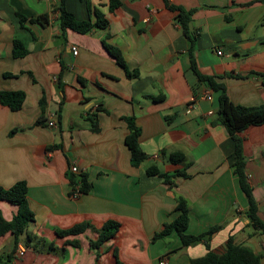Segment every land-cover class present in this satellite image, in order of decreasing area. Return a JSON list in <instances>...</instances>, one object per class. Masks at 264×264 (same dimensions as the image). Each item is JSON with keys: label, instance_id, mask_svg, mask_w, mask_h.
<instances>
[{"label": "crops", "instance_id": "crops-1", "mask_svg": "<svg viewBox=\"0 0 264 264\" xmlns=\"http://www.w3.org/2000/svg\"><path fill=\"white\" fill-rule=\"evenodd\" d=\"M117 1L111 12V0H66L78 20L93 21L98 10L109 22L80 34L61 27L59 0H0V91L26 94L19 111L0 104V187L25 181L34 213L17 245L12 233L0 238V264H115V251L125 264H189L210 251L223 253L229 238L264 264V234L247 216L249 202L234 172L235 141L218 118L217 94L191 67L190 40L168 7L194 10L189 32L197 71L223 85L232 105L257 108L264 106V0ZM39 17L47 24L32 21ZM14 41L23 44L25 57L14 56ZM104 42L138 71L136 78L127 76ZM42 101L47 122L56 127L34 126ZM128 117L140 128V147L149 156L139 167L132 166L125 145ZM256 117L235 116L232 123L242 127ZM16 128L26 130L10 136ZM237 136L264 221V124ZM173 153L184 154V161L171 162ZM74 163L91 184L78 199L69 196ZM149 167L169 175L171 184L148 175ZM178 171L185 177H175ZM180 198L189 210L187 234L220 226L210 248L204 241L184 247L176 231L153 240L178 217ZM0 212L11 221L17 208L0 201ZM108 220L121 227L96 249L95 229ZM82 223L95 229L64 238L56 233Z\"/></svg>", "mask_w": 264, "mask_h": 264}, {"label": "trees", "instance_id": "trees-1", "mask_svg": "<svg viewBox=\"0 0 264 264\" xmlns=\"http://www.w3.org/2000/svg\"><path fill=\"white\" fill-rule=\"evenodd\" d=\"M167 1V0H166ZM168 5V3H167ZM120 6V2L117 0H111L110 11H114ZM168 7L176 12V20L181 24L185 36L190 40V60L191 67L194 70L199 81L207 82L209 87L217 94L218 102V118L222 124L226 126L229 133L232 135L235 141V151H234V172L238 176L241 189L247 196L249 202V210L247 216L250 219L253 226L260 230L264 234V221L258 217V207L252 197V190L247 183V176L245 173V156L243 152V140L237 136L238 133L243 132L250 126H260L264 124V106L257 108H248L242 106H234L228 102L226 89L223 85L217 84L213 78L204 76L197 71L196 62L193 56V49L195 40L191 38L189 32V25L191 17L194 10L185 11L180 7L174 5H168ZM88 11L91 13V8L88 7ZM59 12H60V25L63 29H70L80 34H87L93 29H106L109 25L107 18L98 10H95L94 20H78L71 12L66 8V0H59ZM25 18L21 16L22 23ZM33 22L39 24H47V17H39L32 20ZM104 47L108 53L115 58L118 65H120L126 72L129 78H136L138 76V71L131 72L123 59L120 51L107 43L104 42ZM27 55V50L20 41H14V56L17 58H23ZM26 99V94L23 91H0V104L4 107L9 108L11 111H19L23 108L24 101ZM42 116L37 120L34 126H48L46 114V102L42 101L40 103ZM251 113H256L257 117L254 121L247 122L244 126L239 127L237 124L232 123L235 116H245ZM58 118H60L58 116ZM127 122L129 133L125 138V145L130 152V162L132 166L139 167L145 163L149 156L141 149L139 143V137L141 130L136 126L135 121L132 117L125 118ZM92 131L98 132L99 126L97 122L91 120ZM30 128V127H29ZM26 129L16 128L10 132V136L16 133L23 132ZM185 159L182 153H173L170 156V160L173 163H182ZM71 173V172H70ZM147 174L151 176H161L165 179L167 184H171L169 175L161 173L156 167H149L147 169ZM175 177L182 176L185 177V173L176 172ZM81 183V193L87 194L91 190V184L87 181V176L81 173L79 176L71 173L70 176V187ZM27 183L25 181L16 182L11 188L5 189L0 187V201H7L17 208L16 214L13 216L11 221H7L2 213L0 212V238L7 233H12L15 237L16 245L18 243L19 237L25 232L29 223L34 221V213L31 211L28 198H27ZM177 211L179 212L178 217L170 224H165L164 229L156 234L153 240H158L165 238L172 231H176L182 245L184 247L192 245L197 242L204 241L206 246L210 248V240L214 233H216L220 226H215L210 228L207 232L194 236L186 233L188 223H189V210L187 202L180 198L177 205ZM121 225L119 222L114 220H108L100 229H95L92 225L88 223L77 224L71 228L65 230H57L56 233L58 237L64 238L68 236H75L83 233L88 228H93L97 231L99 239L97 241H91V246L94 248H99L103 243L110 241L119 231ZM66 245L73 247H79L78 243L68 241ZM52 246L49 245V249ZM116 263L115 264H125L118 258L117 251L114 252ZM189 264H260V258L256 256L250 249L235 245L233 239L229 238L227 241L225 250L221 254L214 253L210 251L204 257L191 259Z\"/></svg>", "mask_w": 264, "mask_h": 264}, {"label": "built area", "instance_id": "built-area-1", "mask_svg": "<svg viewBox=\"0 0 264 264\" xmlns=\"http://www.w3.org/2000/svg\"><path fill=\"white\" fill-rule=\"evenodd\" d=\"M72 53L75 56L78 54L77 47H72ZM217 54L218 55H222V51H218ZM205 98L208 101H213V96L210 93H208V92L206 93ZM48 126L51 127V128L56 127V122L54 120H51V121L48 122ZM70 172L75 174V175H78V176L81 174L80 169L78 168V166L75 163L70 165ZM81 195H82V193H81V183H77L76 185H73L72 187H70V190H69L70 198L78 199ZM23 252H24V250H21V254Z\"/></svg>", "mask_w": 264, "mask_h": 264}, {"label": "rangeland", "instance_id": "rangeland-1", "mask_svg": "<svg viewBox=\"0 0 264 264\" xmlns=\"http://www.w3.org/2000/svg\"><path fill=\"white\" fill-rule=\"evenodd\" d=\"M48 248H49V244H48Z\"/></svg>", "mask_w": 264, "mask_h": 264}]
</instances>
